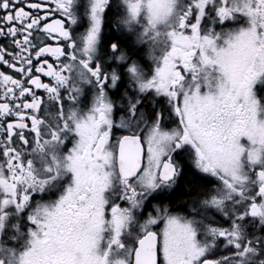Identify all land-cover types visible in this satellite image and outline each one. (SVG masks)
<instances>
[{
	"label": "snow or ice",
	"instance_id": "snow-or-ice-1",
	"mask_svg": "<svg viewBox=\"0 0 264 264\" xmlns=\"http://www.w3.org/2000/svg\"><path fill=\"white\" fill-rule=\"evenodd\" d=\"M0 264H264V0H0Z\"/></svg>",
	"mask_w": 264,
	"mask_h": 264
},
{
	"label": "flooded vegetation",
	"instance_id": "flooded-vegetation-1",
	"mask_svg": "<svg viewBox=\"0 0 264 264\" xmlns=\"http://www.w3.org/2000/svg\"><path fill=\"white\" fill-rule=\"evenodd\" d=\"M108 29L106 28V31H107ZM152 203H157V201H152ZM161 227H162V224H161Z\"/></svg>",
	"mask_w": 264,
	"mask_h": 264
},
{
	"label": "trees",
	"instance_id": "trees-1",
	"mask_svg": "<svg viewBox=\"0 0 264 264\" xmlns=\"http://www.w3.org/2000/svg\"><path fill=\"white\" fill-rule=\"evenodd\" d=\"M173 203H176V201L174 200Z\"/></svg>",
	"mask_w": 264,
	"mask_h": 264
}]
</instances>
